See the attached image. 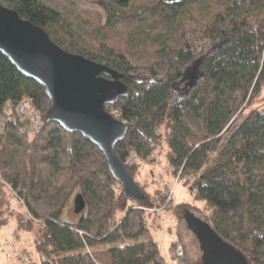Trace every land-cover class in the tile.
Wrapping results in <instances>:
<instances>
[{
    "label": "trees",
    "instance_id": "16d2710c",
    "mask_svg": "<svg viewBox=\"0 0 264 264\" xmlns=\"http://www.w3.org/2000/svg\"><path fill=\"white\" fill-rule=\"evenodd\" d=\"M135 1L98 0L105 15L84 18L85 35L47 0H0L63 49L118 72L127 92L105 108L128 126L115 153L145 195L127 197L97 145L47 121L45 87L0 52V115L25 97L44 114L40 129L14 119L0 134V226L14 219L19 232H35L33 248L53 264H167L145 224L153 212L138 207L173 202L139 180L166 141L170 171L205 202L209 226L250 264H264V103L251 108L263 100L264 0H158L120 13ZM199 58L194 72L204 77L190 86L183 76ZM8 184L33 219L15 207ZM80 192L84 212L64 221ZM17 244L10 241L15 260L27 256Z\"/></svg>",
    "mask_w": 264,
    "mask_h": 264
},
{
    "label": "water",
    "instance_id": "95a60500",
    "mask_svg": "<svg viewBox=\"0 0 264 264\" xmlns=\"http://www.w3.org/2000/svg\"><path fill=\"white\" fill-rule=\"evenodd\" d=\"M0 52L6 55L25 76L34 79L49 96L46 120L69 131H78L104 153L113 175L124 193L133 200L144 199L141 187L115 153V144L128 130L125 122L106 110V105L127 92L118 72L83 55L69 52L56 44L45 31L0 2ZM202 62L188 67L183 80L192 86L203 79L194 70ZM75 212L83 213L86 200L77 193ZM190 217L195 219L194 215ZM206 257L212 264H250L243 253L225 242L209 224L199 226ZM43 264H53L44 260Z\"/></svg>",
    "mask_w": 264,
    "mask_h": 264
},
{
    "label": "rangeland",
    "instance_id": "374dc122",
    "mask_svg": "<svg viewBox=\"0 0 264 264\" xmlns=\"http://www.w3.org/2000/svg\"><path fill=\"white\" fill-rule=\"evenodd\" d=\"M50 4L60 8L66 16L73 17L77 24L78 30H81L86 35V30L80 28L85 26V19H92L95 12H100L105 15L102 6L97 2L98 0H47ZM158 0H137L130 4L128 8H120L121 14L137 12L144 7L153 6ZM91 17V18H90ZM262 99H257L251 106H260L264 103V91L261 94ZM42 116L44 115L40 108ZM43 119V118H42ZM168 146L166 141L160 149L159 154L154 153L149 160L144 162L141 166V174L139 180L147 184V192L151 196L158 195L156 192L158 188L164 189L168 195L173 197V202L167 208H160L159 211H154L151 221H156L155 227L152 228V234L159 242L161 255L167 261V264H212L206 257V249L201 234L199 233V226L208 224L209 211L205 207V202L201 199H196L194 194L189 190L188 185L185 184L180 175H173L168 165L166 153ZM134 159L136 157L134 156ZM13 193L16 201L15 207L24 212V217H33L27 214L24 203L17 192L8 189ZM71 198L65 207L62 219L68 222H77L81 216L75 212L74 198ZM145 208H152L142 206ZM119 211V215L122 213ZM193 214V217L190 215ZM23 217V219H24ZM25 220V219H24ZM23 220V221H24ZM16 220L10 221L7 225L0 226V264H23L31 259L37 260L38 264H43L44 259L41 253H38L33 248L35 232L21 231L16 229ZM41 225V224H40ZM10 241L18 242L17 247L23 250L27 256H22L20 259H13L14 252L10 248ZM176 242V252L170 249V245ZM9 252V253H8ZM179 252L181 254L179 255ZM32 257V258H31ZM15 258V257H14Z\"/></svg>",
    "mask_w": 264,
    "mask_h": 264
},
{
    "label": "built area",
    "instance_id": "2783aa9c",
    "mask_svg": "<svg viewBox=\"0 0 264 264\" xmlns=\"http://www.w3.org/2000/svg\"><path fill=\"white\" fill-rule=\"evenodd\" d=\"M14 119H19L21 121L29 120L31 122V126L35 129H40L43 124L42 114L40 108L35 105L34 98L32 97H25L17 106L8 104L5 108L4 114L0 115V134L3 132L4 125ZM134 158V157H133ZM130 160V159H129ZM8 187L14 191L11 185L8 184ZM17 192V191H14ZM139 208H143L146 211L153 212L159 211L158 207L152 208H145L142 206H138ZM151 221L149 218L146 219L145 224L150 227L154 228L157 223L153 221L151 226ZM9 253V252H8ZM181 252H179V255Z\"/></svg>",
    "mask_w": 264,
    "mask_h": 264
}]
</instances>
